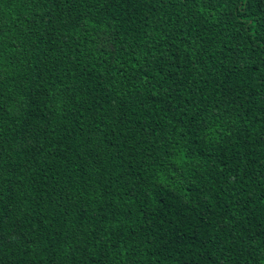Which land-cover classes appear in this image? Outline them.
<instances>
[{"label":"trees","instance_id":"16d2710c","mask_svg":"<svg viewBox=\"0 0 264 264\" xmlns=\"http://www.w3.org/2000/svg\"><path fill=\"white\" fill-rule=\"evenodd\" d=\"M0 264H264V0H0Z\"/></svg>","mask_w":264,"mask_h":264}]
</instances>
